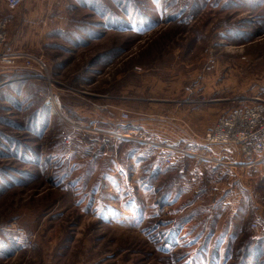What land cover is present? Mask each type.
<instances>
[{"label":"rangeland","instance_id":"rangeland-1","mask_svg":"<svg viewBox=\"0 0 264 264\" xmlns=\"http://www.w3.org/2000/svg\"><path fill=\"white\" fill-rule=\"evenodd\" d=\"M0 19L14 51L46 62L60 102L52 115L28 69L0 73V264H264V164L204 141L264 103V0H25L14 12L0 0ZM154 116L229 155L133 128L169 132ZM149 142L195 156L170 175L177 160L161 165ZM171 194L183 198L161 207Z\"/></svg>","mask_w":264,"mask_h":264},{"label":"built area","instance_id":"built-area-1","mask_svg":"<svg viewBox=\"0 0 264 264\" xmlns=\"http://www.w3.org/2000/svg\"><path fill=\"white\" fill-rule=\"evenodd\" d=\"M7 9L11 12L18 10L23 6L25 0H4ZM9 20L0 19V73L17 74L20 69L25 68L37 75L48 83L50 98L48 100V109L53 115L60 113V102L54 95L53 77L46 62L32 54H19L14 51L12 45L7 39L6 28ZM20 60V61H19ZM128 118L127 113L120 115L121 120ZM120 140L131 139L129 135L120 136ZM143 136L141 135L140 140ZM207 144L223 145L233 147L236 154L242 157L244 161L239 163L242 167L248 169L256 168L264 164V103H258L257 106H245L244 108L234 109L226 117H222L216 125L210 129L204 140ZM154 144L160 149L161 165L165 166L174 162L177 157L182 155L195 156L191 153L178 149L173 145ZM232 150V149H231ZM257 228V227H256Z\"/></svg>","mask_w":264,"mask_h":264},{"label":"crops","instance_id":"crops-1","mask_svg":"<svg viewBox=\"0 0 264 264\" xmlns=\"http://www.w3.org/2000/svg\"><path fill=\"white\" fill-rule=\"evenodd\" d=\"M46 10H45V13L47 14V13H51V12H55V11H57V8H55V9H51V6H48V7H46L45 8ZM64 9H66V8H64ZM63 8H61V11H59L60 13H65V12H67L66 10H64ZM53 10V11H52ZM63 10V11H62ZM43 23H45L44 25L46 26V24H48V22L47 21H43ZM39 24V23H38ZM53 25H55L54 26V28L56 29V30H64V26H65V23H61L60 21L59 22H57V23H55V24H53ZM39 26H42V25H40L39 24ZM33 30V29H32ZM36 37H35V35H34V33H33V35H31V41L33 42V39H35ZM26 40H27V42L28 41H30V35H26ZM30 53V52H29ZM60 62V61H59ZM58 62V63H59ZM48 64H49V62H48ZM50 67H51V69H52V66L51 65H49ZM57 67L56 68H58V65H56ZM53 75H55L54 73H53ZM155 101V100H154ZM158 102H170V101H165V100H161V101H158ZM172 103V102H171ZM176 114V113H175ZM177 115V114H176ZM164 116V115H163ZM163 116H154L152 119L156 122V123H158L159 125H162V121H167V123L168 124H170L171 125V129H170V131L169 132H162V131H156V130H154V129H151L150 127H152L151 125H149V123H148V121H145V120H143V121H138L137 122V127H133V128H135V129H139L140 131H145L146 133H148V134H153V135H155L156 137H158V138H160V139H162V135L164 134V136L166 137V138H168L169 136L170 137H173V138H168L169 139V141H172L173 142V144H175V143H179V142H183L184 141V143L186 144V145H188L190 148H192V149H195V148H197V149H200V152H197L198 153V155H201V156H204V157H206V158H210V157H212V159H215V158H217V157H221V156H223V154H225L226 156H228L229 154H228V151H229V149H228V151H227V149H226V151H225V149L223 150L221 147H219V146H205V145H203V144H201L198 140H196L195 139V135H194V133L190 136L188 133H186L187 134V137H185L184 138V136H180V137H178V135H177V133H175L174 134V131L172 130V128L175 126H177L178 125V123H174V120L171 118L170 120H165V117H163ZM178 116V115H177ZM177 116H176V118H177ZM158 118H159V121H158ZM164 118V119H163ZM154 122V123H155ZM175 122H177V121H175ZM144 128V129H143ZM130 133V132H129ZM175 135V136H174ZM209 156V157H208ZM178 158L179 157H177L176 158V160L177 161H175L174 163H173V165L171 166V167H169L168 169H169V172H170V175L172 174V170H174V169H180V171L179 172H183L182 171V168H179V162H181L182 160H178ZM184 159V158H183ZM205 159V158H204ZM203 163V164H202ZM202 163H201V167H197V169H198V174H197V176L199 177V178H201V176H203L204 175V166H209V165H205V164H210V162H207V161H205V160H202ZM193 168V170H194V167H192ZM200 171L202 172L201 174H200ZM163 172H165V171H163ZM162 171H160V178H162V173H163ZM185 173V172H184ZM194 173V172H193ZM196 174V173H195ZM163 175H165V174H163ZM184 176V175H183ZM194 179V178H193ZM180 181V180H179ZM186 184V183H185ZM184 189H185V187H184ZM181 198H183V195L182 194H176V195H173L172 196V194H171V197L169 198V199H165L164 200V202H163V204H161V207H166V208H169V207H171L172 208V206H174V205H177V201H175V200H180ZM180 202V201H179ZM187 207V206H186ZM185 207V208H186ZM180 214L182 213V211L181 212H179Z\"/></svg>","mask_w":264,"mask_h":264},{"label":"trees","instance_id":"trees-1","mask_svg":"<svg viewBox=\"0 0 264 264\" xmlns=\"http://www.w3.org/2000/svg\"><path fill=\"white\" fill-rule=\"evenodd\" d=\"M101 13H103V11H101ZM103 15H105V14H103ZM102 17H103V18H106V16H102ZM106 19H107V18H106ZM108 22H109V23H108ZM108 22L106 21L105 23L108 24V25H110V26L113 28L114 25H115V24H113V23H115V22H113L112 20H110V21H108ZM105 23H104V22L101 23L100 26H102V25L105 24ZM115 28H117V27H115Z\"/></svg>","mask_w":264,"mask_h":264}]
</instances>
